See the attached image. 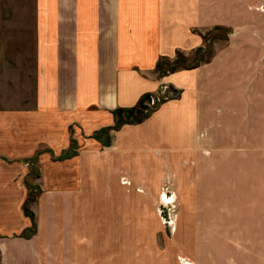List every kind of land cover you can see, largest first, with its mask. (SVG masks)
Returning a JSON list of instances; mask_svg holds the SVG:
<instances>
[{
	"label": "crops",
	"instance_id": "1",
	"mask_svg": "<svg viewBox=\"0 0 264 264\" xmlns=\"http://www.w3.org/2000/svg\"><path fill=\"white\" fill-rule=\"evenodd\" d=\"M44 1L50 5L38 15L35 97L27 107H0V165L14 162L10 155L35 156L52 169L43 159L49 154L51 164L75 169L53 173L59 183L31 202L25 184L19 192L0 188V207H7L0 218L3 264H137L121 246L122 234L105 233L117 209L110 210L116 193L108 177L127 171L135 195L159 193L171 174L183 179L178 185H191L200 163L217 158L219 138L241 142L240 153L226 158L241 170L240 179L225 176L226 193L240 180L253 207L264 210V152L254 153L264 149V0ZM216 24L241 32L234 30L240 34L231 33L209 61L178 66V50L201 46L200 31ZM163 85L176 94L144 115L142 99ZM16 174L28 178L13 170L0 172V180L13 182ZM69 177L82 178L81 185L71 186ZM95 177L98 218L84 222L77 198ZM257 219L249 241L260 244L264 233L256 227L264 217ZM258 247L229 252L226 264H263Z\"/></svg>",
	"mask_w": 264,
	"mask_h": 264
},
{
	"label": "rangeland",
	"instance_id": "2",
	"mask_svg": "<svg viewBox=\"0 0 264 264\" xmlns=\"http://www.w3.org/2000/svg\"><path fill=\"white\" fill-rule=\"evenodd\" d=\"M48 4L50 5L44 0H0V107H27L34 100L37 69L40 68L37 61L38 15ZM234 30L241 32L240 28L226 24H216L201 30L204 43L195 50H178V55L174 56L177 65L197 66L209 61L220 43L222 46V42L234 37L231 33H239ZM175 94L176 92H168L166 96L169 98ZM144 98L141 103L145 101ZM139 108L144 115L152 110L146 105H140ZM47 136L43 131L42 137ZM225 141L226 139L219 138L217 146L213 147V151H217V158L209 162L207 158L200 163V175L194 181H189L191 185H178L177 182L180 183L183 179H177L171 174L165 179L159 193L145 195L140 192L135 195L128 190L133 184L127 171L120 170L119 177L116 178L108 177L109 185L116 193L112 194L116 201L112 198L109 200L110 210L117 208L116 215L112 211L110 216L113 219L116 217L121 224L115 225L113 219H109L112 224L105 225V233L111 239L115 233L122 234L120 244L128 252V256H131L129 251L132 250L131 257L135 263L226 264L227 259L232 260L227 255L233 250L246 249L251 253L259 248L258 245L264 248V242L259 244L249 241L256 232L254 226L258 222L257 218L264 217V210L253 207L254 196L251 192H242L240 180L234 179L233 187H229L228 194L226 193L225 176L239 179L241 176L239 163L232 162V166L228 167L226 158H233V154L240 153L241 142L238 140L231 146L226 145ZM45 148L48 146L43 145L42 149ZM263 152L264 149L254 151L260 154ZM203 154H208V150L203 151ZM9 157L10 162H14L0 165V172L22 170L28 178L23 180L17 173L14 179L11 178L13 182L0 180V188L14 186L13 189L19 192L17 187L21 189L25 184L30 187L27 195L29 202L35 200L40 190L49 189L59 183L52 180L53 173L74 174L73 165L66 167L51 164L49 154L44 155L43 159H47V165L53 166L52 169H46L44 163L38 158L34 159L35 156ZM259 180L264 185V176ZM69 182L71 186L76 183L81 185L82 178L69 177ZM97 186V178H90L87 190L77 198V203L81 206L77 217L81 216L84 222L87 217L91 221L98 218ZM87 205L91 208L88 214ZM25 210L30 212L28 208ZM6 211L5 205L0 207V218ZM84 228L86 227L83 225L82 233L87 232ZM256 228L259 233H264V226ZM90 230L97 234L98 226H91ZM111 239L105 243L107 251L113 246ZM0 264H3L1 250ZM38 264L45 263L41 261Z\"/></svg>",
	"mask_w": 264,
	"mask_h": 264
},
{
	"label": "built area",
	"instance_id": "3",
	"mask_svg": "<svg viewBox=\"0 0 264 264\" xmlns=\"http://www.w3.org/2000/svg\"><path fill=\"white\" fill-rule=\"evenodd\" d=\"M170 88L167 85L161 86V89L155 93H150L147 95L143 102L144 105L148 107V109H153L156 106H158L161 102H163L165 99H168L166 94L169 92ZM172 90V89H171ZM175 92L174 90L170 91V93Z\"/></svg>",
	"mask_w": 264,
	"mask_h": 264
},
{
	"label": "trees",
	"instance_id": "4",
	"mask_svg": "<svg viewBox=\"0 0 264 264\" xmlns=\"http://www.w3.org/2000/svg\"><path fill=\"white\" fill-rule=\"evenodd\" d=\"M135 121V120H134Z\"/></svg>",
	"mask_w": 264,
	"mask_h": 264
}]
</instances>
